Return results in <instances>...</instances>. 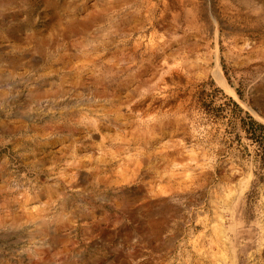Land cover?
I'll use <instances>...</instances> for the list:
<instances>
[{"label": "rangeland", "instance_id": "1", "mask_svg": "<svg viewBox=\"0 0 264 264\" xmlns=\"http://www.w3.org/2000/svg\"><path fill=\"white\" fill-rule=\"evenodd\" d=\"M0 264H264V0H0Z\"/></svg>", "mask_w": 264, "mask_h": 264}, {"label": "bare ground", "instance_id": "2", "mask_svg": "<svg viewBox=\"0 0 264 264\" xmlns=\"http://www.w3.org/2000/svg\"><path fill=\"white\" fill-rule=\"evenodd\" d=\"M213 74H214L215 78H217L218 81L221 80V78H220V74H219V71H218V70H217V72H216V70H215V71L213 72Z\"/></svg>", "mask_w": 264, "mask_h": 264}]
</instances>
